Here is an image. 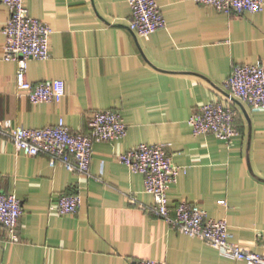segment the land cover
I'll list each match as a JSON object with an SVG mask.
<instances>
[{
	"label": "crops",
	"instance_id": "0c3cea01",
	"mask_svg": "<svg viewBox=\"0 0 264 264\" xmlns=\"http://www.w3.org/2000/svg\"><path fill=\"white\" fill-rule=\"evenodd\" d=\"M156 1L167 25L147 39L129 29L127 0H26L53 28L51 57L31 59L28 78L66 84L61 103L33 104L17 90V64L3 59L10 12L0 0V120L44 128L63 119L88 133L96 111L115 109L128 125L122 139L94 144L90 175L27 156L0 134V193H15L24 209L18 242L0 225V264H248L130 203L153 202L144 175L118 159L141 143L169 144L186 168L168 191L172 206L197 202L227 219L232 242L264 251V108L237 100L231 141L195 135L189 123L196 108L222 99L234 65L264 63V8L227 15L191 0ZM65 193L80 194L78 212L51 213Z\"/></svg>",
	"mask_w": 264,
	"mask_h": 264
},
{
	"label": "built area",
	"instance_id": "2783aa9c",
	"mask_svg": "<svg viewBox=\"0 0 264 264\" xmlns=\"http://www.w3.org/2000/svg\"><path fill=\"white\" fill-rule=\"evenodd\" d=\"M132 19L129 29L143 38L165 28L166 19L156 0H127ZM213 7L227 15L260 13L264 0H191ZM10 17L3 28L5 61L17 64L16 86L33 104L61 103L66 95V84L61 79L32 82L28 78L31 59L46 61L51 57L53 28L47 22L31 15L26 0H3ZM222 99L196 108L189 120L195 135L214 134L231 141L239 134L236 124L235 102L241 101L252 108H264V63L236 64L223 85ZM128 125L122 112L115 109L96 111L89 124V132L73 131L63 119L54 126L28 128L15 125L12 120H0V134L10 137L17 151L30 157L41 154L50 158L55 167L63 165L71 172L90 175L94 144L122 139ZM169 144L141 143L118 156L121 163L144 175V190L153 198L150 205L130 197L132 205L164 219L169 226L193 238L201 239L225 257L248 264H264V251L258 253L231 241L228 221L209 216L197 202L182 201L176 206L169 202L168 191L177 182L185 167L173 162ZM78 193H65L50 206V212L59 215L75 214L81 206ZM225 204V201H221ZM24 213L23 203L15 193H0V225L11 241L18 242L19 223ZM136 264H168L165 261L141 259Z\"/></svg>",
	"mask_w": 264,
	"mask_h": 264
}]
</instances>
